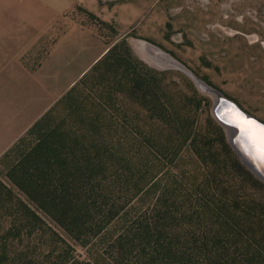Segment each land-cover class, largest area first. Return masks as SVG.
I'll return each instance as SVG.
<instances>
[{
	"label": "rangeland",
	"instance_id": "1",
	"mask_svg": "<svg viewBox=\"0 0 264 264\" xmlns=\"http://www.w3.org/2000/svg\"><path fill=\"white\" fill-rule=\"evenodd\" d=\"M201 85L264 123V0H0V264H215L248 247L264 258V188L232 160ZM66 95L56 123L95 104L107 133L145 142L136 177L95 203L78 237L6 176L19 152L5 154Z\"/></svg>",
	"mask_w": 264,
	"mask_h": 264
},
{
	"label": "trees",
	"instance_id": "2",
	"mask_svg": "<svg viewBox=\"0 0 264 264\" xmlns=\"http://www.w3.org/2000/svg\"><path fill=\"white\" fill-rule=\"evenodd\" d=\"M115 47L116 45L110 48L96 62L93 69L110 57ZM133 76L137 79L133 88L140 89L142 83L140 74L134 72ZM154 79L155 77L151 76L152 81L149 84L153 88L151 94L156 96L157 87ZM67 99L68 95L64 96L29 128L27 135L34 137L30 144L20 149L24 141L21 139L5 154L6 158L12 151L19 152L17 159L8 165L6 176L12 186L21 191L36 207L51 216L66 233L78 237L86 231L84 227L89 226V220L92 214H95V203H100V200L108 202L112 193L111 188H114L125 175V178L129 174L136 177L134 172L136 163L132 155L136 148L135 142L141 145L144 139L139 138L143 137L142 135L130 137L107 133L105 130H109L113 124L108 125L104 122L105 119H102L101 112L95 104L91 105L92 115H86L83 109L76 114L67 112L63 113L62 118L56 123L53 113L61 104H65ZM71 114L73 119L67 120ZM228 151L232 160L247 177L264 188V184L245 169L229 147ZM145 185L147 180H140L139 184L136 183L132 187L130 195L137 194L146 187ZM2 188L7 196L12 194V189L7 185H2ZM18 203L21 212L38 218L26 203L19 200ZM119 207L115 202L111 203L106 213L107 217L113 216ZM98 211H101L100 207ZM256 243L260 244L258 241ZM250 248L245 249V253L238 259L234 257L223 261L224 256H218L215 258L217 259L215 264L240 262L264 264L261 252Z\"/></svg>",
	"mask_w": 264,
	"mask_h": 264
},
{
	"label": "water",
	"instance_id": "3",
	"mask_svg": "<svg viewBox=\"0 0 264 264\" xmlns=\"http://www.w3.org/2000/svg\"><path fill=\"white\" fill-rule=\"evenodd\" d=\"M195 79V77H192ZM198 83V81H195ZM213 92L212 113L225 128L228 142L240 162L264 183V123L248 116L232 101Z\"/></svg>",
	"mask_w": 264,
	"mask_h": 264
},
{
	"label": "crops",
	"instance_id": "4",
	"mask_svg": "<svg viewBox=\"0 0 264 264\" xmlns=\"http://www.w3.org/2000/svg\"><path fill=\"white\" fill-rule=\"evenodd\" d=\"M106 52V50H104V51H100L99 53H98V55L97 56H95L93 59H92V61L89 63V65H88V67L92 64V63H94L95 61H97L101 56H103V54ZM87 67V68H88Z\"/></svg>",
	"mask_w": 264,
	"mask_h": 264
},
{
	"label": "bare ground",
	"instance_id": "5",
	"mask_svg": "<svg viewBox=\"0 0 264 264\" xmlns=\"http://www.w3.org/2000/svg\"><path fill=\"white\" fill-rule=\"evenodd\" d=\"M200 87H201L202 89H205L207 93H209V94H213L212 91L207 90V89H206L205 87H203L202 85H201ZM213 95H214V94H213ZM262 139H263V143H264V136H262Z\"/></svg>",
	"mask_w": 264,
	"mask_h": 264
}]
</instances>
